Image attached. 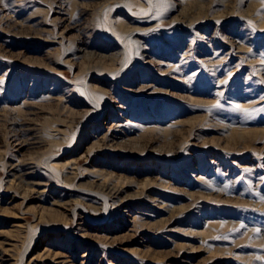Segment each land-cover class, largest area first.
<instances>
[{
	"label": "rangeland",
	"instance_id": "rangeland-1",
	"mask_svg": "<svg viewBox=\"0 0 264 264\" xmlns=\"http://www.w3.org/2000/svg\"><path fill=\"white\" fill-rule=\"evenodd\" d=\"M0 264H264V0H0Z\"/></svg>",
	"mask_w": 264,
	"mask_h": 264
}]
</instances>
